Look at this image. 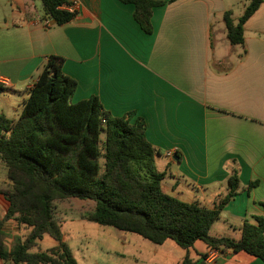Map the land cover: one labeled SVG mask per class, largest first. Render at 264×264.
<instances>
[{
    "label": "crops",
    "instance_id": "obj_1",
    "mask_svg": "<svg viewBox=\"0 0 264 264\" xmlns=\"http://www.w3.org/2000/svg\"><path fill=\"white\" fill-rule=\"evenodd\" d=\"M38 1L0 6L4 91L26 98L45 59L60 57L62 73L76 81L71 103L94 95L111 116L132 112L143 120L166 194L210 208L237 170V192L209 235L237 240L244 221L264 217V0L243 24L240 45L229 44L226 33L215 39L212 28L227 11L236 23L235 8L248 0H152L162 4L151 8L149 34L131 3L67 0L76 2V15L57 25ZM251 182L257 185L247 190ZM165 243L155 250L160 264H169L167 250L159 251ZM186 253L194 260L205 253V264H264L243 251Z\"/></svg>",
    "mask_w": 264,
    "mask_h": 264
},
{
    "label": "trees",
    "instance_id": "obj_2",
    "mask_svg": "<svg viewBox=\"0 0 264 264\" xmlns=\"http://www.w3.org/2000/svg\"><path fill=\"white\" fill-rule=\"evenodd\" d=\"M120 1L134 5V20L143 32L151 33V8L162 3ZM262 1L248 0L236 23L230 12L223 13L229 44L243 43V24ZM66 5L67 0H40L44 15L57 25L76 15ZM62 61L53 55L45 59L16 119L0 113V162L10 182V188L0 190L8 203L0 217V264H78L54 215V202L68 198L93 202V209L81 219L137 235L153 245L171 240L187 251L201 241L207 249L243 251L264 262L262 216L254 217L255 224L244 221L237 240L209 235L220 211L237 192L235 168L225 196L210 208L166 194L165 173L155 166L160 154L146 140L143 120L133 119L132 112L111 116L94 95L71 103L76 81L62 73ZM255 185L251 182L247 190ZM259 204L264 209V202ZM8 219L28 230L23 238L15 236L10 247L5 245L3 228ZM43 235L55 245L31 252ZM206 257L199 253L194 260L186 253L180 264H205Z\"/></svg>",
    "mask_w": 264,
    "mask_h": 264
},
{
    "label": "rangeland",
    "instance_id": "obj_3",
    "mask_svg": "<svg viewBox=\"0 0 264 264\" xmlns=\"http://www.w3.org/2000/svg\"><path fill=\"white\" fill-rule=\"evenodd\" d=\"M3 3V0H0L1 7ZM37 3H39L38 0ZM243 11L242 5L235 8L234 22L242 15ZM212 29L215 39L225 34L222 21L218 24L214 23ZM22 95V93L13 94L8 91L0 92V113L12 119L16 117L21 109ZM102 162L103 159L100 157L99 164L101 166ZM5 172V168L0 162V190L10 188V182ZM2 199L3 197L0 195V200ZM93 205L92 201L74 198L54 202V215L59 222L61 234L78 264H160V252L155 254V250H158L159 246L153 245L137 235L81 219L83 214L93 209ZM7 206L5 203L3 205L0 203L1 218L4 217ZM3 228L6 233L5 245L7 247L12 245L15 236L23 238L28 232L24 226L17 225L13 219L6 220ZM210 234L212 235L213 231ZM55 243L48 235H43L31 252L46 251ZM193 248L196 251H202L205 245L201 241H196ZM165 250H167L169 264H175L184 254V250L171 240L166 241L163 249L160 248L159 251L165 253ZM191 254L194 255V252L191 251Z\"/></svg>",
    "mask_w": 264,
    "mask_h": 264
},
{
    "label": "built area",
    "instance_id": "obj_4",
    "mask_svg": "<svg viewBox=\"0 0 264 264\" xmlns=\"http://www.w3.org/2000/svg\"><path fill=\"white\" fill-rule=\"evenodd\" d=\"M65 8L70 11V12H75V8H76V2L72 1V2H68V5L65 6ZM0 81H3V79L0 78ZM172 152L171 151H167L165 152L166 156H171Z\"/></svg>",
    "mask_w": 264,
    "mask_h": 264
}]
</instances>
